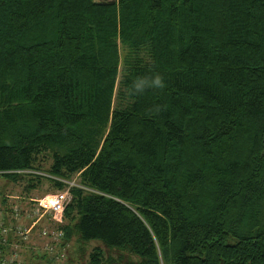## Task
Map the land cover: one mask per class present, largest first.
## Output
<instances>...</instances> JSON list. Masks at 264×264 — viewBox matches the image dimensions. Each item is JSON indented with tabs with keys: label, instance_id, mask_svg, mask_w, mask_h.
Listing matches in <instances>:
<instances>
[{
	"label": "trees",
	"instance_id": "16d2710c",
	"mask_svg": "<svg viewBox=\"0 0 264 264\" xmlns=\"http://www.w3.org/2000/svg\"><path fill=\"white\" fill-rule=\"evenodd\" d=\"M75 175L90 264H264V0H0V177Z\"/></svg>",
	"mask_w": 264,
	"mask_h": 264
},
{
	"label": "rangeland",
	"instance_id": "374dc122",
	"mask_svg": "<svg viewBox=\"0 0 264 264\" xmlns=\"http://www.w3.org/2000/svg\"><path fill=\"white\" fill-rule=\"evenodd\" d=\"M49 165L50 163H47L45 165V168L48 169ZM73 179L79 180L78 175H75ZM50 185L51 182H49L48 180H43L42 184L39 187L28 191L26 187V180H21L20 182H12L4 177H0V197L4 194L11 195V197L13 196V198L11 199L12 202L19 205L22 209L33 214L32 217L24 220L23 224L27 227H30L33 225V221L31 220L33 217L38 220L37 225L34 227V230L30 235V238H28L30 239L28 241V247H26L23 251V255L26 257V260H31L33 258L35 262L41 263L45 261L44 257L47 256L48 258H53V256L58 258L57 254L59 252L60 254H64L68 258V264H90V254L94 247L99 245L103 248V251L107 253V248L100 241H93L89 243L88 246H86L84 249H81L80 243L72 241L69 244H66V249H63V246L61 245L63 243V238L59 240H49L42 238V228H49L50 230H54L60 223L58 219L62 218V215L58 216L57 219H55L52 215H43L44 212L41 213L40 209L36 210V213H33L32 211L33 209L38 208V202L45 200L50 202L53 197V193L57 192L55 190H52ZM30 200H34L35 203H32ZM47 246L52 247L53 251H49L48 249H46ZM42 254H45L47 256L42 257ZM67 262L65 261L66 264Z\"/></svg>",
	"mask_w": 264,
	"mask_h": 264
},
{
	"label": "built area",
	"instance_id": "2783aa9c",
	"mask_svg": "<svg viewBox=\"0 0 264 264\" xmlns=\"http://www.w3.org/2000/svg\"><path fill=\"white\" fill-rule=\"evenodd\" d=\"M24 172L50 176L47 173L35 170ZM66 182L69 185L67 189L53 193L50 202L46 200L38 202L39 206L32 210L33 213H36V210L40 209L41 213L44 212L43 215H52L55 219L62 215V218L58 219L59 222H62L65 207L71 200L70 188L80 186L75 179ZM32 216L31 212L22 209L19 205L14 206L12 212L6 213L0 201V264H24L23 251L28 247V241L30 240L28 238H30L38 220L33 217L31 219L33 225L30 227L25 226L23 221ZM41 235L43 239L59 240L63 237V232L58 228L54 230L42 228ZM11 236L17 237L18 240L11 241ZM46 249L53 251V248L50 246H47Z\"/></svg>",
	"mask_w": 264,
	"mask_h": 264
},
{
	"label": "clouds",
	"instance_id": "9594fccd",
	"mask_svg": "<svg viewBox=\"0 0 264 264\" xmlns=\"http://www.w3.org/2000/svg\"><path fill=\"white\" fill-rule=\"evenodd\" d=\"M156 83L159 84V81L157 80Z\"/></svg>",
	"mask_w": 264,
	"mask_h": 264
}]
</instances>
